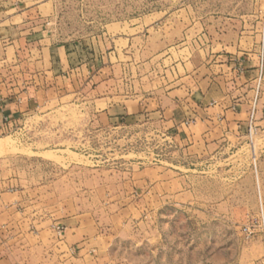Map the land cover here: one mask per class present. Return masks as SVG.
<instances>
[{
  "label": "rangeland",
  "instance_id": "rangeland-1",
  "mask_svg": "<svg viewBox=\"0 0 264 264\" xmlns=\"http://www.w3.org/2000/svg\"><path fill=\"white\" fill-rule=\"evenodd\" d=\"M0 2L84 69L0 134V260L112 264L120 250L175 264L174 243L195 233L193 248L224 241L231 264H264V0ZM207 53L256 63L263 103L237 124L172 135L155 115L159 81ZM107 95L110 122L94 104Z\"/></svg>",
  "mask_w": 264,
  "mask_h": 264
},
{
  "label": "crops",
  "instance_id": "crops-1",
  "mask_svg": "<svg viewBox=\"0 0 264 264\" xmlns=\"http://www.w3.org/2000/svg\"><path fill=\"white\" fill-rule=\"evenodd\" d=\"M21 11L7 10L0 2V134L33 108L34 96L48 91L54 79H65L84 70L69 65L63 48L51 46L46 38L33 35ZM225 54L207 53L203 62L193 67L189 56L188 71L181 75L175 65L168 69L167 79L162 77L159 81L161 94L155 99V115L168 125L172 135L190 138V132L197 127L210 132L218 123L237 124L247 120L252 107L258 109L263 103L262 92L255 98L257 64L241 66ZM112 99L107 95L94 103L97 108L102 105L96 110L98 117L108 122L116 119L114 112L118 105ZM262 111L258 118L264 121ZM190 116L197 120L187 127L183 122ZM0 264L9 262L2 259Z\"/></svg>",
  "mask_w": 264,
  "mask_h": 264
},
{
  "label": "clouds",
  "instance_id": "clouds-1",
  "mask_svg": "<svg viewBox=\"0 0 264 264\" xmlns=\"http://www.w3.org/2000/svg\"><path fill=\"white\" fill-rule=\"evenodd\" d=\"M194 237L195 233L183 236V247H180V242L179 244L174 243L177 248L176 256L180 257L179 260H176V256L173 257L175 264H185V261L186 264H193V259H195L196 264H231V250L222 247L224 241H221L210 250L203 244L193 248L190 242L194 240ZM119 238L121 240L131 239L130 237ZM108 259L112 264H144L141 258H137L134 262L128 261L125 256L120 254V250L111 257L108 255ZM148 264H152V261H148Z\"/></svg>",
  "mask_w": 264,
  "mask_h": 264
},
{
  "label": "built area",
  "instance_id": "built-area-1",
  "mask_svg": "<svg viewBox=\"0 0 264 264\" xmlns=\"http://www.w3.org/2000/svg\"><path fill=\"white\" fill-rule=\"evenodd\" d=\"M253 109H254V108H253ZM252 113H253V111H252ZM252 115H253V114H252ZM243 233H244L245 235H247V236L250 234L247 228H244V229H243ZM263 239H264V232H263Z\"/></svg>",
  "mask_w": 264,
  "mask_h": 264
},
{
  "label": "bare ground",
  "instance_id": "bare-ground-1",
  "mask_svg": "<svg viewBox=\"0 0 264 264\" xmlns=\"http://www.w3.org/2000/svg\"><path fill=\"white\" fill-rule=\"evenodd\" d=\"M1 151V150H0Z\"/></svg>",
  "mask_w": 264,
  "mask_h": 264
}]
</instances>
